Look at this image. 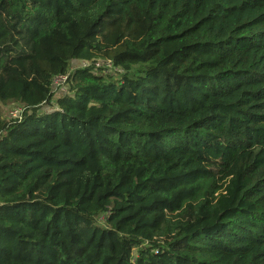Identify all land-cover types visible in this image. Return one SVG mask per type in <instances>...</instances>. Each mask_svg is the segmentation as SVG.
<instances>
[{
    "label": "trees",
    "instance_id": "16d2710c",
    "mask_svg": "<svg viewBox=\"0 0 264 264\" xmlns=\"http://www.w3.org/2000/svg\"><path fill=\"white\" fill-rule=\"evenodd\" d=\"M0 264H264V0H0Z\"/></svg>",
    "mask_w": 264,
    "mask_h": 264
},
{
    "label": "rangeland",
    "instance_id": "374dc122",
    "mask_svg": "<svg viewBox=\"0 0 264 264\" xmlns=\"http://www.w3.org/2000/svg\"><path fill=\"white\" fill-rule=\"evenodd\" d=\"M90 65V63L89 62H83L82 64L80 63V62H77V61H74L72 64H71V68H70V71L71 72H73V71H75V70H77L78 69V66H89ZM106 69H110L109 70V72L110 73H112V74H114L115 73V69H113V68H108L107 66H104V65H102L101 66V70L103 71V73H104V70H106ZM122 74V73H121ZM118 75H120L119 73H118ZM68 89H69V86L67 85V84H65V83H62L61 81H59L58 79L54 82V86H53V92H54V94L57 96V95H59V94H62V93H65V92H67L68 91ZM17 107H21V106H19V105H16V104H10V105H7V106H5V107H3V115L5 116V117H9V115L11 114V112L10 111H12V110H15ZM48 109V107L47 106H44L41 110H47Z\"/></svg>",
    "mask_w": 264,
    "mask_h": 264
},
{
    "label": "built area",
    "instance_id": "2783aa9c",
    "mask_svg": "<svg viewBox=\"0 0 264 264\" xmlns=\"http://www.w3.org/2000/svg\"><path fill=\"white\" fill-rule=\"evenodd\" d=\"M84 62H86V61H84ZM81 64L83 63V62H80ZM102 65H104V66H107L108 68H113V66L111 65V63H104V62H102V61H99L97 64H96V67L97 68H101V66ZM85 67V66H84ZM87 67V66H86ZM114 69V68H113ZM59 80V81H61L62 83H67V79H68V76H60V77H57L56 79H55V81L56 80ZM54 81V82H55ZM23 110H24V108L23 107H17L15 110H12V111H10L11 112V114L9 115V117L10 118H18V117H20V115H21V113L23 112Z\"/></svg>",
    "mask_w": 264,
    "mask_h": 264
}]
</instances>
